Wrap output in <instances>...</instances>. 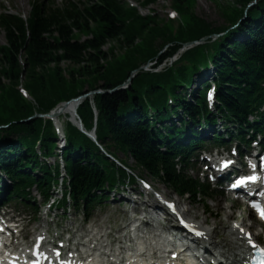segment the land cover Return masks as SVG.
<instances>
[{
  "label": "trees",
  "instance_id": "16d2710c",
  "mask_svg": "<svg viewBox=\"0 0 264 264\" xmlns=\"http://www.w3.org/2000/svg\"><path fill=\"white\" fill-rule=\"evenodd\" d=\"M157 1L139 0L142 8ZM197 1L171 0L176 19H160L153 10L144 15L126 0H87L82 7L69 2L49 11L34 4L27 21L0 16L6 38L0 45V125H7L0 129V166L11 177L17 196L27 199L28 186L35 184L47 192L60 173V165H49L36 147L40 141L42 155L55 153L54 125L35 114L91 90L119 87L141 65L155 61L157 66L185 43L207 36L173 65L139 71L127 88L86 98L78 113L85 128L95 126L97 139L108 152L116 156L122 152L134 160L133 170L151 175L182 196L196 199L199 193L211 192L209 185L179 172L175 157L182 155L183 166L188 165L185 155L201 141L198 126L203 122L220 118L233 125L237 135L243 134V140L244 130H259L264 124V111H259L255 123L248 117L264 103V0L248 13L251 0H218L222 25L200 16ZM74 30L91 38L81 42ZM214 34L222 35L214 39ZM209 60L215 65L216 112L208 110L205 90H195L191 99L186 96V86ZM21 85L32 100L22 94ZM67 112L74 113V105ZM66 130L63 158L72 199L77 206L89 207L105 200L106 189L123 183L129 174L70 121ZM186 139L190 144L179 142ZM36 169L40 175L30 171Z\"/></svg>",
  "mask_w": 264,
  "mask_h": 264
},
{
  "label": "rangeland",
  "instance_id": "374dc122",
  "mask_svg": "<svg viewBox=\"0 0 264 264\" xmlns=\"http://www.w3.org/2000/svg\"><path fill=\"white\" fill-rule=\"evenodd\" d=\"M34 0H0V12L3 10V8H8L11 11L21 13L23 15H28L31 11V4ZM46 3L49 5L53 0H45ZM72 1L77 2L82 5V2H85L84 0H55L54 6H61L64 5L66 2ZM172 3L171 0H158L155 4L150 5L148 8L141 9V11L145 14L149 13L150 10L156 11L158 17L160 19L162 18H168L169 13L172 10ZM196 12L206 18L207 20L216 23L217 25L225 24V19L222 17L221 12L219 10V7L217 5L216 0H198L196 4ZM6 43L5 33L3 31H0V45ZM108 46V45H107ZM106 47V46H105ZM108 48V47H106ZM214 72V71H213ZM201 87V85L198 83V81L195 82V84L190 87L187 92L186 96L187 98H192V93L195 91V89ZM66 115L62 116V121H67ZM63 122V123H64ZM170 121H168L169 123ZM209 128H207L208 130ZM217 129H222V126L218 124ZM56 152L59 154L60 150H56ZM118 157L120 159H123L127 162L128 165L135 168V162L131 158H127L122 152L118 153ZM61 157H49L47 161H49L50 164L54 165L55 163L60 162ZM204 169V168H203ZM136 171L142 175L143 177L149 178L152 183L156 186L158 190H161L163 193H169L171 198L179 199L181 201L183 208H190L189 216H191L194 219L198 216L197 219L203 220L205 217L207 218V222L209 225L214 224L217 225L216 227V239L219 240L221 244H227L228 246L232 245L230 236L228 235V227L230 226V221H227L226 219L229 218V215H232L229 219H236L237 222L249 224L251 222L250 216L251 212L249 208L246 205H243L235 200L228 199L225 195H220L217 193V191H214L211 198L208 199V201L205 203L203 200L195 201L190 199L187 195L186 196H179L174 192L173 189L169 188L168 186L156 181L153 177H151L147 173H143L140 170L136 169ZM189 174L193 176H198L196 170H190ZM5 179L1 180V185L4 184ZM201 180H203L201 178ZM138 187V185H134ZM129 189L133 188V185L128 187ZM127 195V193H126ZM33 196H38V193L36 190L33 191ZM111 199L108 201H103L102 203H99L96 205L95 208L91 211L90 216V222H94L97 224L99 222V225H112L115 230L121 228L122 224V217L125 215V207L122 204V201H120V195L116 196V200ZM208 203V204H207ZM67 214L65 213V217H61L58 219V222L61 224V231L66 228H76L81 225H83V219H84V212L81 209H75L73 211V206H66ZM207 210V211H206ZM76 213V217H74L71 212ZM59 213H63V210H59ZM199 214V215H198ZM38 220L40 223H43V220H41V212L38 214ZM70 221H69V219ZM205 218V219H206ZM73 219L76 220V223H71ZM254 225L251 226L250 230L260 233V228L257 226L256 219L253 217ZM236 221H232L231 224H235ZM126 223V222H125ZM243 223V224H244ZM36 225H31L29 228H34ZM107 226V227H112ZM112 227V230L114 231ZM103 229V228H102ZM101 229V230H102ZM53 232L55 234L56 227L53 225ZM100 230V231H101ZM112 231V232H113ZM116 231L114 234H116ZM118 236V235H116ZM214 249V248H213Z\"/></svg>",
  "mask_w": 264,
  "mask_h": 264
},
{
  "label": "bare ground",
  "instance_id": "6f19581e",
  "mask_svg": "<svg viewBox=\"0 0 264 264\" xmlns=\"http://www.w3.org/2000/svg\"><path fill=\"white\" fill-rule=\"evenodd\" d=\"M72 105H74L75 109L76 104L73 102L61 104L57 107L56 113L62 115L66 113L68 108ZM186 211L190 213V208L188 207ZM195 216L196 215H194V217ZM231 216H233V214L229 215V218ZM205 218L195 223V225H197L195 230L199 232L198 235H200L203 243L209 246L213 244L216 245L215 253L213 252L214 254L219 252L221 256H225L231 263H238L242 256L245 257L247 254L244 243L245 234L242 235L241 229L243 226L249 229L250 224L240 223L239 226H237V224H230L228 227V235L233 245L226 248V245H220L219 241L216 239L215 233L217 225L211 224L210 226H205V224H208L205 223L207 222V218ZM229 218L226 220L228 221ZM129 223V221H126L122 229L117 232L118 236H116L115 242L118 243L119 247L112 246L109 236L113 230L112 227H106L103 229L101 228V231L98 230V235H96V233L92 234L91 231L85 234V236H83L85 241L76 242L75 246L77 249H73L69 256L75 257L78 254H85L86 264H183L176 261H171L170 263V261L167 260H160L161 247L158 244L159 241L157 238L160 229L149 230L147 228H142L137 232L132 229L127 231L126 227ZM44 234L46 235L45 232ZM256 235L255 238H257ZM132 237H134V239H132ZM86 244H88L89 247L86 246ZM97 244H100V247L97 248V252H93L92 246H96ZM152 251L156 253L155 256H151Z\"/></svg>",
  "mask_w": 264,
  "mask_h": 264
},
{
  "label": "water",
  "instance_id": "95a60500",
  "mask_svg": "<svg viewBox=\"0 0 264 264\" xmlns=\"http://www.w3.org/2000/svg\"><path fill=\"white\" fill-rule=\"evenodd\" d=\"M192 43H196V42H192ZM140 69H142V66L141 67H139L138 69H136L134 72H133V75L129 78V81H131L132 80V77L134 76V74L138 71V70H140ZM93 93H96V91H93V92H91V93H86V94H84V95H82V96H79L78 98H75L74 100H73V102H76V104L78 103V102H80L81 100H83L84 98H86V97H88L90 94H93ZM69 102H65L64 104H68ZM89 136H92V137H94L92 134H90V133H87Z\"/></svg>",
  "mask_w": 264,
  "mask_h": 264
},
{
  "label": "snow or ice",
  "instance_id": "6c2138e0",
  "mask_svg": "<svg viewBox=\"0 0 264 264\" xmlns=\"http://www.w3.org/2000/svg\"><path fill=\"white\" fill-rule=\"evenodd\" d=\"M171 15H173V16H174V15H175V13H172ZM240 182H242V181H238V183H240Z\"/></svg>",
  "mask_w": 264,
  "mask_h": 264
}]
</instances>
